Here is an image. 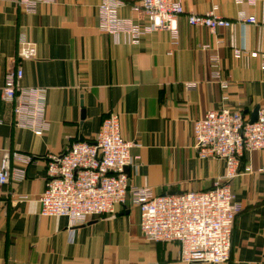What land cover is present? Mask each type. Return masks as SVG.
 I'll use <instances>...</instances> for the list:
<instances>
[{
  "label": "crops",
  "instance_id": "0c3cea01",
  "mask_svg": "<svg viewBox=\"0 0 264 264\" xmlns=\"http://www.w3.org/2000/svg\"><path fill=\"white\" fill-rule=\"evenodd\" d=\"M123 1L119 16L145 25L130 10L136 0ZM178 1L183 14L176 45L161 30L128 46L97 29L98 0H54L39 4L34 15L0 0V160L15 151L36 158L22 182L0 186V264H184L178 244L142 237L139 211L129 199L115 214L94 216L73 229L64 217L40 216L38 202L45 156L61 154L73 141H90L107 113L118 114L123 138L138 144L131 150L138 159L127 169L130 184L169 196L209 190L224 177L222 160L197 157L193 124L222 106L247 120L264 107V70L259 56L249 55L264 49V0L254 7L234 0ZM211 10L232 27L210 32L187 23L189 14ZM238 12L257 23H235ZM21 35L36 44L34 59L15 58ZM234 50L245 54L235 58ZM212 53L219 56L225 90L210 77ZM15 66L23 72L21 87L46 89L49 128L40 137L15 128L11 106L2 99L4 76ZM241 166L251 171L241 169L230 181L242 211L224 264H264V151L244 153Z\"/></svg>",
  "mask_w": 264,
  "mask_h": 264
},
{
  "label": "built area",
  "instance_id": "2783aa9c",
  "mask_svg": "<svg viewBox=\"0 0 264 264\" xmlns=\"http://www.w3.org/2000/svg\"><path fill=\"white\" fill-rule=\"evenodd\" d=\"M25 14L34 15L39 4L54 0H11ZM97 29L111 37L114 44L138 46L144 36L165 30L172 44L178 40L177 18L183 14L178 0H136L130 10L143 16L145 25L119 16L125 7L123 0H98ZM254 7L257 0H234ZM190 26L203 27L210 32L217 28H230L234 24L218 16L214 10L205 14H189ZM238 24H256L253 16L238 12ZM209 49L208 45L202 46ZM37 46L23 35L17 41V60L36 57ZM245 54L234 50L239 58ZM260 58L264 70V49ZM210 77L222 90L228 87L221 79L219 56H208ZM23 72L20 66L10 67L2 87V99L11 106L13 126L42 136L49 128L45 119L46 89L24 88L20 85ZM192 87V85H189ZM225 98H223L224 100ZM138 144L123 138L120 116L107 113L99 131L90 141L76 140L61 154L45 156V187L39 197L42 217H64L69 228H78L94 216L113 215L118 206L129 199L139 211V228L146 241L176 243L179 260L184 264H224L231 253V236L236 216L242 206L236 201L230 181L241 172L244 153L264 151V107L257 112V119L249 123L239 110L222 106L210 110L193 124V149L199 159L222 160L225 175L209 190L185 192L176 195H155L150 188L129 183L127 169L138 157L131 150ZM36 158L20 152L3 154L0 160V186L9 182H22L26 168ZM244 172H250L248 166ZM262 171V170H259Z\"/></svg>",
  "mask_w": 264,
  "mask_h": 264
},
{
  "label": "water",
  "instance_id": "95a60500",
  "mask_svg": "<svg viewBox=\"0 0 264 264\" xmlns=\"http://www.w3.org/2000/svg\"><path fill=\"white\" fill-rule=\"evenodd\" d=\"M257 112H258V108H255L253 114L251 115V118L249 120V123L252 124V123H254L256 121V119H257Z\"/></svg>",
  "mask_w": 264,
  "mask_h": 264
}]
</instances>
